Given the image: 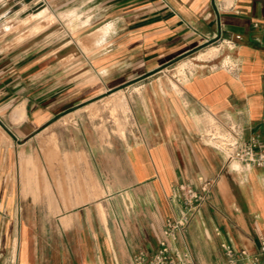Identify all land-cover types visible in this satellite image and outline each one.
<instances>
[{
  "label": "crops",
  "instance_id": "0c3cea01",
  "mask_svg": "<svg viewBox=\"0 0 264 264\" xmlns=\"http://www.w3.org/2000/svg\"><path fill=\"white\" fill-rule=\"evenodd\" d=\"M119 93L123 133L90 135ZM214 129L264 145V0H0V264L150 258L201 179L171 255L264 264V168L229 163Z\"/></svg>",
  "mask_w": 264,
  "mask_h": 264
},
{
  "label": "built area",
  "instance_id": "2783aa9c",
  "mask_svg": "<svg viewBox=\"0 0 264 264\" xmlns=\"http://www.w3.org/2000/svg\"><path fill=\"white\" fill-rule=\"evenodd\" d=\"M207 141L212 147L221 151L229 163L233 162L245 168H264V145L257 137L243 142L235 134L234 129L228 131L214 129L208 134ZM213 184L212 180L201 179L198 188L191 184L179 186V194L183 203L180 216L167 221L157 252L150 258L143 252L137 254L133 259L134 264H189L179 259L178 256L171 255L168 241L175 240L188 227L191 215L205 203ZM223 249L227 257V264H240L241 259L247 256L246 251L236 253L229 245H223ZM262 250L264 251V242ZM247 264H255V262Z\"/></svg>",
  "mask_w": 264,
  "mask_h": 264
},
{
  "label": "rangeland",
  "instance_id": "374dc122",
  "mask_svg": "<svg viewBox=\"0 0 264 264\" xmlns=\"http://www.w3.org/2000/svg\"><path fill=\"white\" fill-rule=\"evenodd\" d=\"M38 18V17H36ZM212 50V49H211ZM209 51L207 54H202L199 56L200 59H205L208 56H213L215 52ZM192 65L191 61H183L177 67V71L183 73V71L189 68ZM177 66V65H175ZM99 105L101 107L95 106L90 108L89 112L85 114L84 126L85 130L88 131L91 135V131L95 129L100 131L103 134H107V128L112 130L115 134L123 133V122L121 121V116H124L126 113L127 100L123 93H119L111 98H107L104 101H101ZM74 115L65 118L59 124L62 127H69L70 125L75 126ZM3 141L0 136V143Z\"/></svg>",
  "mask_w": 264,
  "mask_h": 264
},
{
  "label": "bare ground",
  "instance_id": "6f19581e",
  "mask_svg": "<svg viewBox=\"0 0 264 264\" xmlns=\"http://www.w3.org/2000/svg\"><path fill=\"white\" fill-rule=\"evenodd\" d=\"M43 15V13H40V14H37V15H35L34 17H41ZM212 52H215L216 51V48H212V50H211ZM47 154V153H46ZM45 154V155H46Z\"/></svg>",
  "mask_w": 264,
  "mask_h": 264
}]
</instances>
